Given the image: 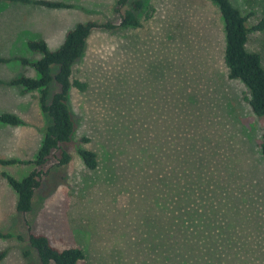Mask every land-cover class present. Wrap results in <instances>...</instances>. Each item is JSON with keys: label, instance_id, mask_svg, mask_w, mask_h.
<instances>
[{"label": "rangeland", "instance_id": "rangeland-1", "mask_svg": "<svg viewBox=\"0 0 264 264\" xmlns=\"http://www.w3.org/2000/svg\"><path fill=\"white\" fill-rule=\"evenodd\" d=\"M70 8L0 1V56L42 57L78 22L118 23L116 0H61ZM248 27L264 18V0H231ZM121 8L120 11H123ZM140 27L93 30L72 79L74 132L42 167L32 211H16L3 172L20 179L35 168L49 119L39 91L0 84V264H41L24 251L28 229L59 247H80L78 264H264V120L248 90L229 79L224 22L210 0H143ZM261 55L264 28L248 34ZM38 77L18 60L0 63V80ZM79 148L96 153L85 167ZM20 236V237H19ZM22 236V239H21ZM24 238V239H23ZM51 264V263H50Z\"/></svg>", "mask_w": 264, "mask_h": 264}, {"label": "trees", "instance_id": "trees-1", "mask_svg": "<svg viewBox=\"0 0 264 264\" xmlns=\"http://www.w3.org/2000/svg\"><path fill=\"white\" fill-rule=\"evenodd\" d=\"M4 2H19L42 6L46 8H70L73 5L61 0H0ZM216 7L224 22L225 46L223 60L227 68L229 79L241 81L248 90L247 101L252 111L264 120V65L261 55L247 49L246 44L249 32L262 30L264 18L248 27L246 16L231 0H210ZM124 8L123 11H120ZM143 8V0H116L115 11L119 12L118 23L112 21L78 22L68 29L64 38L55 50H50L42 38L29 39L27 47L32 52L42 54V57L30 61L24 56L3 57L0 63L18 60L24 65H31L38 77L24 74L8 80H0V84L18 86L22 91L38 90L41 111L49 119L45 127L39 150L30 163L35 165L27 175L20 179L3 172L9 185L17 194L16 211L29 214L32 211L35 192L40 183L42 167L49 160L55 150H61L58 161L64 165L70 160V154L63 145L70 141L74 132V119L68 104V96L73 86L80 89L85 87L72 79V66L83 55L87 38L93 30L113 31L118 28H134L142 25L138 12ZM21 119L10 112L0 113V123L17 125ZM260 151L264 154V128L261 135ZM82 161L86 168L94 169L97 166L96 153L88 148H79ZM22 163L21 160L0 156V164ZM0 237H10L9 233L0 231ZM20 237V236H19ZM27 242L30 247L24 251L29 259L36 258L41 264H78L84 259V251L78 246L59 248L50 242L47 235L33 233L28 229ZM22 239V236H21ZM24 239V238H23ZM6 255V250H0V260Z\"/></svg>", "mask_w": 264, "mask_h": 264}]
</instances>
